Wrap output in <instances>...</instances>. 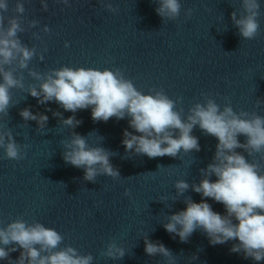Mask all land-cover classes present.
I'll use <instances>...</instances> for the list:
<instances>
[{
  "label": "clouds",
  "instance_id": "obj_1",
  "mask_svg": "<svg viewBox=\"0 0 264 264\" xmlns=\"http://www.w3.org/2000/svg\"><path fill=\"white\" fill-rule=\"evenodd\" d=\"M59 2L70 6L69 0ZM40 3L47 11L46 0H40ZM155 3L158 5L155 11L163 22L179 17L180 0ZM105 8L112 13L118 11L111 3H106ZM241 8L239 17L235 10L231 13L232 24L241 39L254 40L260 33V0H241ZM8 11V0H0V118L8 116L9 109L16 105L12 90L25 88L23 70H28L29 76L40 81L38 88L28 86V95L36 98L39 105L55 102L64 111L73 113L66 119L59 111L52 113L60 118V124L71 130L82 123L74 115L78 110L90 108L94 122H107L113 117L116 120L128 118L129 128L133 131L125 129L123 132L121 143L126 153L151 159L199 152L198 137L192 135L198 126L203 134L218 141L212 161L199 170V183L189 184L179 179L173 186L177 197H184L191 188L201 195V201L197 203L190 196L184 197L186 208L168 215L163 227L181 242H187L198 229L206 234L213 246L237 241L230 252L242 253L244 259H251L256 264L264 261V166L248 159L258 154L259 159L264 160V116L234 111L230 102L221 108L211 93L202 94L203 102L194 103L185 116L183 107L177 110V101L169 98L163 89L153 88L145 94L120 69L61 66L43 74L32 70L29 63L38 55L37 48L23 43L18 34L37 27L39 21L30 20L25 27L22 0H17L14 15L6 17ZM191 14L192 10L187 9L186 15ZM42 31L49 33L50 28L45 25ZM32 35L41 39L38 32ZM65 47H68L67 42ZM39 58L43 60V55L39 54ZM224 99L228 100L227 97ZM261 103L257 100V105ZM19 115L25 122L35 121L38 132L45 130L49 120L44 113H33L30 106L21 109ZM239 136H244L245 142L241 143ZM0 148L4 150V158L19 161L24 159L27 145L18 143L10 129L0 126ZM63 149V160L83 169L84 181L95 183L98 176L120 177L119 169L110 161L116 153L101 146H90L86 137L75 131H71L69 141L63 142ZM237 149H243L247 156ZM213 176L215 180H212ZM124 195L130 196V192L126 189ZM205 198L222 204L225 214L214 211ZM63 241L64 236L54 228L18 218L6 227H0V260L8 261V264H92V254H81L70 245L61 247ZM143 241L148 256L160 255L171 261L173 254L163 243L147 236ZM18 250L19 256L11 259L10 253ZM102 254L118 260L123 259L126 250L110 242Z\"/></svg>",
  "mask_w": 264,
  "mask_h": 264
}]
</instances>
